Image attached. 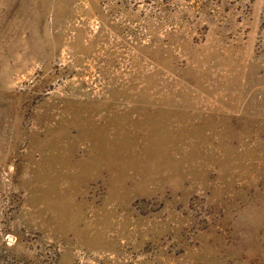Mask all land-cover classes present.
Returning a JSON list of instances; mask_svg holds the SVG:
<instances>
[{"label": "rangeland", "instance_id": "obj_1", "mask_svg": "<svg viewBox=\"0 0 264 264\" xmlns=\"http://www.w3.org/2000/svg\"><path fill=\"white\" fill-rule=\"evenodd\" d=\"M0 264H264V0H0Z\"/></svg>", "mask_w": 264, "mask_h": 264}]
</instances>
